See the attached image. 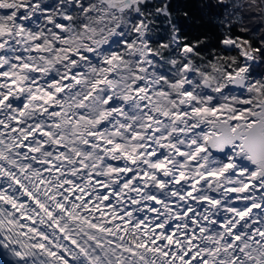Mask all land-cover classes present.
I'll use <instances>...</instances> for the list:
<instances>
[{
	"label": "snow or ice",
	"instance_id": "6c2138e0",
	"mask_svg": "<svg viewBox=\"0 0 264 264\" xmlns=\"http://www.w3.org/2000/svg\"><path fill=\"white\" fill-rule=\"evenodd\" d=\"M218 7L202 54L167 2L0 0V264H264V0Z\"/></svg>",
	"mask_w": 264,
	"mask_h": 264
},
{
	"label": "trees",
	"instance_id": "16d2710c",
	"mask_svg": "<svg viewBox=\"0 0 264 264\" xmlns=\"http://www.w3.org/2000/svg\"><path fill=\"white\" fill-rule=\"evenodd\" d=\"M164 2L169 4L172 23L180 29L182 37H186L190 43L197 40L205 41L200 49L202 54H210L213 49H220L219 40L223 36L218 19L223 17L224 9L218 7V0H155L154 6H160ZM154 19L156 23L153 25L155 31L153 46H156V44L162 42L161 38L163 40L170 38V25L167 23V17L165 16H157ZM252 24H255L254 31L257 33L261 28H264V24H262L263 27H260L259 17L246 16L244 25L251 26ZM239 28L240 25L233 27L232 31L235 35H240ZM247 38H251V34ZM253 43L254 46H258L259 40H254ZM176 54L177 52L174 49L172 55L175 56ZM231 54L233 55L234 52ZM252 70L257 77H264V60L256 62Z\"/></svg>",
	"mask_w": 264,
	"mask_h": 264
},
{
	"label": "rangeland",
	"instance_id": "374dc122",
	"mask_svg": "<svg viewBox=\"0 0 264 264\" xmlns=\"http://www.w3.org/2000/svg\"><path fill=\"white\" fill-rule=\"evenodd\" d=\"M154 1H155V0H154ZM53 2H54V0H53ZM260 27H263V25L260 24ZM161 41L166 42L167 40H166V39L163 40V38H161ZM174 49H175V48H173V51H172V52H174ZM166 54H167V53H166ZM166 54H165V55H166ZM176 55H178V53H177ZM233 55H235V53H234ZM173 56H174V55H173ZM258 65H261V64H258ZM161 70L163 71V69H161ZM252 74H253L254 77L259 78V77H257V75H255V73H253V70H252Z\"/></svg>",
	"mask_w": 264,
	"mask_h": 264
},
{
	"label": "bare ground",
	"instance_id": "6f19581e",
	"mask_svg": "<svg viewBox=\"0 0 264 264\" xmlns=\"http://www.w3.org/2000/svg\"><path fill=\"white\" fill-rule=\"evenodd\" d=\"M117 163H119V162H117Z\"/></svg>",
	"mask_w": 264,
	"mask_h": 264
}]
</instances>
